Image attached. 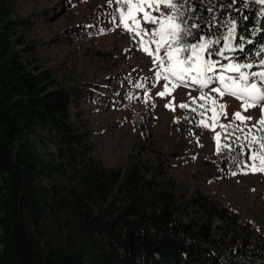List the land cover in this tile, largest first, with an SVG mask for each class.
<instances>
[{
    "label": "trees",
    "instance_id": "obj_1",
    "mask_svg": "<svg viewBox=\"0 0 264 264\" xmlns=\"http://www.w3.org/2000/svg\"><path fill=\"white\" fill-rule=\"evenodd\" d=\"M178 4L187 25H198L188 43L215 41L235 21L232 48L215 55L226 43L220 39L210 49L217 69L250 63L241 71L264 70L259 0ZM30 24L17 17L15 0H0V264H264V241L237 210L199 189L179 193L164 160L107 168L92 156L72 119L76 92L57 83L20 33ZM183 115L192 129L204 119L190 108ZM243 127L224 134L231 149L222 147L220 176L251 172L242 162L264 131ZM48 142L56 149L49 158L38 149Z\"/></svg>",
    "mask_w": 264,
    "mask_h": 264
},
{
    "label": "rangeland",
    "instance_id": "obj_2",
    "mask_svg": "<svg viewBox=\"0 0 264 264\" xmlns=\"http://www.w3.org/2000/svg\"><path fill=\"white\" fill-rule=\"evenodd\" d=\"M111 6L115 7L114 12ZM121 7L116 0H15L17 17L31 23L29 28L20 29L25 42L35 44V57L54 74L59 85L76 92L72 119L87 134L92 156L98 162L117 168L126 167L135 159L154 162L159 157L170 164L179 193L190 196L199 189L224 201L237 210L244 223L251 225L253 236L264 241V173L220 176L221 151L217 152L216 139V133H220L222 150L228 127L261 129V106L245 111L242 100L211 92V88L223 91L215 78L203 89L191 81L180 85L173 80L178 86L172 89L169 84L171 94L158 96L165 81L155 79L160 69L153 57L141 50L140 38L123 28L118 11ZM104 10L109 12L105 15ZM146 10L156 17L161 13L172 15L164 5L159 11ZM137 18H142V13ZM142 27L151 32L158 26L142 22ZM150 47L154 52L155 45ZM160 55H165V48H161ZM167 63L166 60L165 67ZM221 73L226 77L239 75L215 71L217 76ZM138 84L144 87H136ZM202 92L226 105L227 116L218 117L215 132L200 123L196 129L185 126L183 112L187 109L179 107L182 103L200 115L203 113V121L212 123V112L205 111L212 107L211 100L200 101ZM193 99L195 104L191 103ZM169 103L171 108L166 107ZM236 112L251 119L235 120ZM236 123L240 124L238 128ZM220 124L227 125V129ZM45 146L39 144L38 149L49 158L48 154L56 149L50 142Z\"/></svg>",
    "mask_w": 264,
    "mask_h": 264
},
{
    "label": "snow or ice",
    "instance_id": "obj_3",
    "mask_svg": "<svg viewBox=\"0 0 264 264\" xmlns=\"http://www.w3.org/2000/svg\"><path fill=\"white\" fill-rule=\"evenodd\" d=\"M111 2L112 0H109V3ZM259 2L264 4V0H259ZM116 3L122 5L118 11L123 28L140 38L141 50L150 57H153L154 63L160 69V71L156 72L155 79L157 81L163 79L165 84L164 90L157 93L158 96L164 98L166 95L171 94L169 84L171 83L172 89L178 86L177 83H172L173 80L178 81L180 85H185L187 81H191L203 89L213 83L215 78L222 85L223 91L221 88H211V92L218 93L221 97L229 94L242 100V107L245 111L250 107L259 105L262 108V116H264V87L261 86L264 85V71L248 73L241 71V69H251L253 67L252 64L241 65L229 63L222 67H225L228 72L238 73V76L226 77L223 73L218 76L215 74L219 62L211 59L214 53L210 49L213 44H219L220 39H223L226 43L223 49L215 52V55L224 56V51L232 48V39L235 37L236 29L235 21L229 22L227 34L215 41L211 39L206 40L203 36H200L196 43H188L187 37L193 36L192 29L197 28L198 25L193 23L189 27L186 21L182 19L183 12L180 11L182 4H178V0H116ZM161 5L174 10L173 14L165 16L161 13L160 17H156L152 16L151 12L146 10L159 11ZM139 13H142V18H137ZM115 19L116 17H114ZM129 20L131 23L128 22ZM142 22L145 24L150 23L158 27H154L149 32L142 27ZM146 37L148 38L147 41L145 40ZM153 44L155 45L154 52L150 47ZM161 48H165V55L163 57L160 55ZM185 53L187 55L181 58ZM166 60L168 63L165 67ZM260 63L264 65V60H261ZM136 87L143 88L144 85L138 84ZM206 99L211 100L212 107L205 108L203 104L200 107L205 108V111L212 112V116L209 117L212 123L209 124L203 120L199 123L201 126L215 132L218 117L220 115L227 116L226 105L218 104L214 98L206 97L202 92L199 100L204 101ZM191 103L195 104L196 99H193ZM166 107L171 108V103L166 105ZM179 107L188 109L189 104L182 103ZM217 109H219V112H217ZM192 111L195 112L196 109L193 108ZM233 118L241 122L245 121V119H251L250 117L246 118L241 115V112L234 113ZM258 123L261 130H264V118ZM219 127L226 130L228 126L220 124ZM216 139L217 152L219 153L221 151V145L219 143L220 133H216ZM250 143H257L258 148L250 152L247 156V161L242 163L251 172L264 173V138L257 140L253 137ZM223 148L231 149V145L224 144Z\"/></svg>",
    "mask_w": 264,
    "mask_h": 264
}]
</instances>
